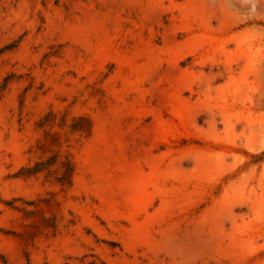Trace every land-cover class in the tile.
<instances>
[{
  "label": "rangeland",
  "instance_id": "obj_1",
  "mask_svg": "<svg viewBox=\"0 0 264 264\" xmlns=\"http://www.w3.org/2000/svg\"><path fill=\"white\" fill-rule=\"evenodd\" d=\"M0 264H264V0H0Z\"/></svg>",
  "mask_w": 264,
  "mask_h": 264
},
{
  "label": "bare ground",
  "instance_id": "obj_2",
  "mask_svg": "<svg viewBox=\"0 0 264 264\" xmlns=\"http://www.w3.org/2000/svg\"><path fill=\"white\" fill-rule=\"evenodd\" d=\"M134 166V165H133ZM101 171V170H100ZM134 172V171H133ZM143 172V171H142ZM135 173V172H134ZM102 174V173H101ZM136 174V173H135ZM140 175V174H139ZM143 175V174H142ZM162 175V174H161ZM164 175V174H163ZM134 176V175H133ZM146 176V175H145ZM157 176H159V175H157ZM129 177H130V175H129ZM128 177V178H129ZM136 177V176H135ZM134 177V178H135ZM155 177V176H154ZM127 178V177H126ZM150 178V177H149ZM146 179V178H145ZM155 179V178H154ZM125 180V179H124ZM130 180V179H129ZM133 181V180H132ZM142 181V180H141ZM156 181H157V179H156ZM117 182V181H116ZM146 182V181H145ZM152 182H153V180H152ZM105 183V182H104ZM128 183V182H127ZM135 183V182H134ZM139 183V182H138ZM141 183H143V182H141ZM140 183V184H141ZM155 183V182H154ZM106 184V183H105ZM104 184V185H105ZM133 184V183H132ZM148 184V183H147ZM136 185H138V184H136ZM144 184H141V185H139V187L141 188V186H143ZM157 185V184H156ZM106 186V185H105ZM116 186V185H115ZM134 186V185H133ZM149 186V185H148ZM147 186V187H148ZM102 187V186H101ZM104 187V186H103ZM125 187V186H124ZM123 187V188H124ZM137 187V186H136ZM136 187H133L134 188V190L132 189V191H131V194H130V197H131V201L133 202V203H138L139 202V205H140V203H144V202H147V200H148V198H149V192H144L143 193V195L140 193V191L139 190H137V188ZM146 187V188H147ZM110 188V187H109ZM116 188V187H115ZM118 189V188H117ZM121 189V188H120ZM151 189H153V186H152V188ZM112 190V189H111ZM127 190V189H126ZM131 190V189H130ZM141 190V189H140ZM124 191H125V189H124ZM129 191V190H128ZM139 191V192H138ZM153 191V190H152ZM151 191V192H152ZM103 192V191H102ZM165 193V192H164ZM167 193V192H166ZM112 194V193H111ZM116 195V194H115ZM106 196V195H105ZM165 196H167V195H165ZM111 198V197H110ZM124 199V198H123ZM126 199V198H125ZM129 199V198H128ZM114 200V199H113ZM127 200V199H126ZM111 201V200H110ZM109 202V201H108ZM118 202V201H117ZM129 202V201H128ZM106 203H107V200H106ZM114 204V203H113ZM113 204H110V205H113ZM119 204V203H118ZM131 204V203H130ZM108 207V206H107ZM111 207V206H110ZM129 207V206H128ZM113 208V207H112ZM137 208V207H136ZM135 208V210H137ZM146 208V207H145ZM134 209V208H133ZM168 209V208H167ZM116 210V209H115ZM117 211V210H116ZM115 211V212H116ZM131 211H133L132 209H131ZM142 211V210H141ZM138 213V212H137ZM142 214V213H141ZM137 215V214H136ZM131 216V215H130ZM140 216V215H139ZM142 216V215H141ZM132 218H133V216H131ZM134 218H135V216H134ZM148 218V217H147ZM146 218V219H147ZM131 219V218H130ZM136 219V218H135ZM149 219V218H148ZM147 219V220H148ZM134 220V219H133ZM135 221V220H134ZM143 221H145V220H143ZM141 222V221H140ZM144 223V222H143ZM145 223H147V222H145ZM141 224H142V222H141ZM140 225V224H139ZM146 225H148V224H146ZM139 227V226H138ZM140 228V227H139ZM141 230H142V228H141ZM141 232V231H140ZM146 232V231H145ZM139 233V232H138ZM142 234V233H141ZM144 239V238H143ZM144 241H145V239H144Z\"/></svg>",
  "mask_w": 264,
  "mask_h": 264
}]
</instances>
